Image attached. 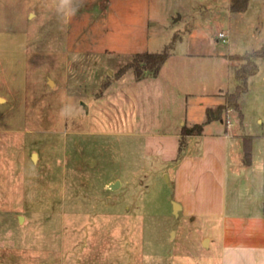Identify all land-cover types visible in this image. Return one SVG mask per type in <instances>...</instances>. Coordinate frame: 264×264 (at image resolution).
Returning <instances> with one entry per match:
<instances>
[{"label": "rangeland", "instance_id": "rangeland-1", "mask_svg": "<svg viewBox=\"0 0 264 264\" xmlns=\"http://www.w3.org/2000/svg\"><path fill=\"white\" fill-rule=\"evenodd\" d=\"M230 2L0 0V264H220L221 222L175 213V169L203 151L190 139L179 157L183 126L206 122L236 90L243 60L231 63L229 89L224 60L264 45V0L242 12ZM165 49L171 66L158 76L119 75L137 52ZM256 61L243 118L231 108L206 134L227 120L264 133ZM114 177L131 180L129 194L107 197Z\"/></svg>", "mask_w": 264, "mask_h": 264}, {"label": "crops", "instance_id": "crops-1", "mask_svg": "<svg viewBox=\"0 0 264 264\" xmlns=\"http://www.w3.org/2000/svg\"><path fill=\"white\" fill-rule=\"evenodd\" d=\"M213 61L216 64L223 60L214 58ZM231 63L233 60L230 55L223 62L226 73L222 77L228 89L231 85ZM170 66L169 57L163 67ZM185 94L188 95L189 92L185 91ZM104 96L105 93L101 97H95L100 99ZM130 119L131 123L138 126V117ZM230 128L231 124L226 123L222 133L206 134L203 130L200 135L187 137V145L190 139L201 138L203 151L198 158L185 156L177 163L175 177L177 191L181 190V193H176L178 197L174 199V203L179 205L175 213L205 216L221 222L220 264H264V133L247 135L252 137V159L247 164L244 161L245 135L229 130ZM150 138L148 134L147 148L152 143L149 142ZM177 155L178 153L166 156L165 151L163 159L175 161ZM137 174L136 172L135 177ZM131 184L128 178L108 179L104 184L105 190L109 191L107 197L111 198L112 193L118 195L119 192L129 194ZM120 204L121 201H114L107 205L117 208ZM116 215L118 216L117 212ZM212 241L210 235L203 238L208 248Z\"/></svg>", "mask_w": 264, "mask_h": 264}, {"label": "trees", "instance_id": "trees-1", "mask_svg": "<svg viewBox=\"0 0 264 264\" xmlns=\"http://www.w3.org/2000/svg\"><path fill=\"white\" fill-rule=\"evenodd\" d=\"M250 0H231L230 10L232 12L246 11L249 7ZM171 56L170 51L165 49L158 52L140 51L137 52L132 59L121 67L119 75L122 76L128 69H133L136 80H141L150 76H157L164 64ZM264 57V45L250 54H236L231 55V59L243 60L236 65L235 77L238 80L236 90L231 93V97L224 103L218 104L214 107L207 108V120L204 123H198L193 126H183L179 140V157L181 151L186 148V138L190 135H200L203 133L205 123L214 120H223L225 113L229 109H235L239 112L240 118H243V112L240 108V97L248 90V79L250 76L256 74L259 70L256 58ZM108 84H105V88ZM252 159V137L244 136V161L249 164Z\"/></svg>", "mask_w": 264, "mask_h": 264}, {"label": "built area", "instance_id": "built-area-1", "mask_svg": "<svg viewBox=\"0 0 264 264\" xmlns=\"http://www.w3.org/2000/svg\"><path fill=\"white\" fill-rule=\"evenodd\" d=\"M218 38H220L223 41H228V33L227 32H220L218 35ZM227 124L230 125L231 122L227 120Z\"/></svg>", "mask_w": 264, "mask_h": 264}, {"label": "water", "instance_id": "water-1", "mask_svg": "<svg viewBox=\"0 0 264 264\" xmlns=\"http://www.w3.org/2000/svg\"><path fill=\"white\" fill-rule=\"evenodd\" d=\"M174 204H175L174 209H175V211H176V213H177V208L179 207V205H178V203H174Z\"/></svg>", "mask_w": 264, "mask_h": 264}]
</instances>
